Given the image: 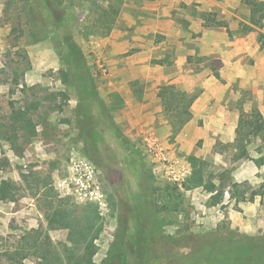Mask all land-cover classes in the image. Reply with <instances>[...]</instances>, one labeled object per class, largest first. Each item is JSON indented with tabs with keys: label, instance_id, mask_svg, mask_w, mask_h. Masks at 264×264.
Returning <instances> with one entry per match:
<instances>
[{
	"label": "rangeland",
	"instance_id": "1",
	"mask_svg": "<svg viewBox=\"0 0 264 264\" xmlns=\"http://www.w3.org/2000/svg\"><path fill=\"white\" fill-rule=\"evenodd\" d=\"M92 1L65 5L69 27L101 97L110 103L111 94L117 93L125 102L114 117L129 145L114 140L111 133L106 136L113 176L81 152L75 115L79 98L66 83L57 29L32 26L28 13L36 0H0V184L5 180L18 187L14 200L0 201V264L13 263L11 254L32 230L47 232L42 197L35 196L23 178L31 173L48 178L59 199L84 205L80 194L88 184L87 174L94 171L93 183L107 204L99 209L104 219L96 241L99 264L131 210L153 235L160 231L172 240L187 238L185 244L191 243V236L221 226L264 236V193L252 197L264 186V166L256 163L261 156L256 150L264 141L256 137L248 156H242L236 136L240 111L251 113L256 108L264 118V23L244 35L250 8L241 0H123L114 31L108 37L85 40L79 29L94 14ZM94 1L109 5V0ZM203 14H213L223 27H206ZM163 85L198 96L192 120L175 140L157 98ZM22 107L29 108V116L14 126V110ZM187 155L208 163L215 191L209 185L183 188L192 172ZM148 171L158 189L153 195L156 202L165 197L167 186L179 188L178 211L158 213L150 205L143 174ZM232 184H242L244 195L235 196ZM219 191L224 195L216 200ZM47 233L55 245L66 242L65 231ZM141 244L146 257L149 244L143 240ZM169 250L172 256L176 247ZM241 255L237 258L242 257L243 263L264 264ZM231 257L225 255L226 261ZM24 262L39 261L30 256Z\"/></svg>",
	"mask_w": 264,
	"mask_h": 264
},
{
	"label": "trees",
	"instance_id": "2",
	"mask_svg": "<svg viewBox=\"0 0 264 264\" xmlns=\"http://www.w3.org/2000/svg\"><path fill=\"white\" fill-rule=\"evenodd\" d=\"M241 1L250 8L249 24L242 26V33L247 35L263 26L264 1ZM66 2L68 6L74 3L73 0H36L35 8L30 9L28 18L32 26L42 27L48 24L57 29V37L60 41L58 50L62 63L67 67L66 83L75 89L79 98L75 115L77 138L83 145L81 152L93 165L113 176L114 172L110 165L112 155L106 145V136L111 133L114 140L129 145L130 141L123 134L114 117V112L119 111L125 102L117 93L111 94L110 103L101 97L86 55L69 27ZM92 2L95 7L94 14L91 20L79 29V34H82L85 40L90 37H108L114 31L124 5L123 0H109L107 7L97 1ZM202 16L208 23L206 27H223L221 22L213 18V14ZM227 33L231 37L229 30ZM63 96L68 99L66 95ZM197 97V95L189 96L186 91L171 85H163L159 88L157 98L171 129L172 140H175L192 120L191 108ZM94 107L97 112L94 111ZM59 109L62 111V108ZM29 112V108L26 107L15 109L13 115L16 118H13V125L16 126L22 120L25 121ZM236 136L242 156H248V146L254 143L256 137L264 141V118L258 109H253L251 113L240 111ZM256 151L261 155L256 163L258 167H262L264 166V146L258 147ZM184 157L192 172L185 179L183 188L191 190L209 185L215 191L212 177L209 176L210 172H207L208 163L195 155ZM143 174L148 184L147 193L150 200H155H151L150 205H155L158 213L169 211L171 208L173 211H178L180 207L178 201L182 198L179 188L167 186L164 191L165 197L163 199L161 197V202H156L153 195H158V189L154 187L152 176L149 171ZM23 178L29 190L35 196L42 197L46 210L47 232L65 231L67 237L65 243L55 245L46 231L32 230L21 240L23 246L18 247L11 254L12 264H26L24 261L30 256L37 259L38 264H99L95 261L99 251L96 241L104 230V219L99 206L90 202L78 205L70 199H59L50 187L49 179L39 173H31ZM241 187L242 184L231 185L235 196L244 195ZM263 190L264 186L261 191L254 192L252 197L263 195ZM17 191V185L3 180L0 184V201L14 200ZM222 195L224 192L219 191L216 200H219ZM110 206L114 208L111 200ZM131 212L124 218L123 226L119 234L115 236V241L101 264H249V262L243 263L242 257L237 258L239 254L246 256L249 260L252 258L256 260L255 262H264V236L254 237L237 229L221 226L213 232L191 236V243L185 244L187 238L172 240L160 231L158 236L153 235L138 220V217H135L134 210ZM153 226L157 230L160 227L155 224ZM141 240L149 244L146 257H144ZM159 246L162 248L161 251H158ZM172 246L176 247V251L170 256L169 249ZM225 255L232 257L226 261ZM250 262L254 263L252 260Z\"/></svg>",
	"mask_w": 264,
	"mask_h": 264
},
{
	"label": "built area",
	"instance_id": "3",
	"mask_svg": "<svg viewBox=\"0 0 264 264\" xmlns=\"http://www.w3.org/2000/svg\"><path fill=\"white\" fill-rule=\"evenodd\" d=\"M87 179H88V184L83 185V189H82L84 194H80L81 200L97 204L99 206V209L101 210L105 209L107 204L105 203V198L103 194L101 193L100 187L96 183H93L94 171H90L87 174ZM88 185L92 186V188H90L91 190L86 189ZM83 195H84V198H83Z\"/></svg>",
	"mask_w": 264,
	"mask_h": 264
}]
</instances>
